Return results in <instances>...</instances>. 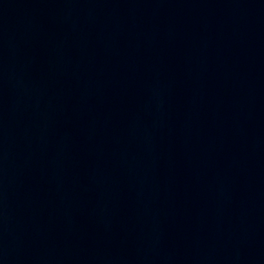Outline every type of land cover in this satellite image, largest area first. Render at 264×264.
Listing matches in <instances>:
<instances>
[{
    "label": "water",
    "instance_id": "obj_1",
    "mask_svg": "<svg viewBox=\"0 0 264 264\" xmlns=\"http://www.w3.org/2000/svg\"><path fill=\"white\" fill-rule=\"evenodd\" d=\"M0 264H264V0H0Z\"/></svg>",
    "mask_w": 264,
    "mask_h": 264
}]
</instances>
